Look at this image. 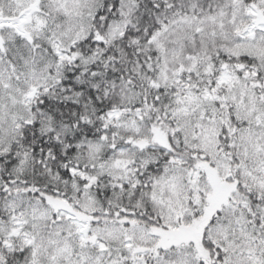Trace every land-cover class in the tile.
<instances>
[{
  "label": "snow or ice",
  "instance_id": "snow-or-ice-1",
  "mask_svg": "<svg viewBox=\"0 0 264 264\" xmlns=\"http://www.w3.org/2000/svg\"><path fill=\"white\" fill-rule=\"evenodd\" d=\"M0 264H264V0H0Z\"/></svg>",
  "mask_w": 264,
  "mask_h": 264
}]
</instances>
